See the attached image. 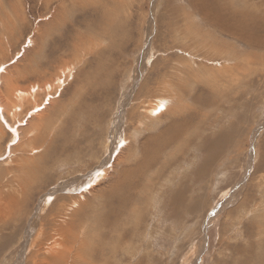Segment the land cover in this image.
Masks as SVG:
<instances>
[{
	"label": "rangeland",
	"instance_id": "obj_1",
	"mask_svg": "<svg viewBox=\"0 0 264 264\" xmlns=\"http://www.w3.org/2000/svg\"><path fill=\"white\" fill-rule=\"evenodd\" d=\"M0 157V264H264V0H0Z\"/></svg>",
	"mask_w": 264,
	"mask_h": 264
},
{
	"label": "bare ground",
	"instance_id": "obj_2",
	"mask_svg": "<svg viewBox=\"0 0 264 264\" xmlns=\"http://www.w3.org/2000/svg\"><path fill=\"white\" fill-rule=\"evenodd\" d=\"M242 18V17H241ZM231 21V20H230ZM241 22V21H240ZM243 22V21H242ZM241 28V27H240ZM243 28V27H242ZM226 60V59H225ZM42 85V84H41ZM16 90V89H15ZM35 90V89H34ZM28 91H30V90H28ZM28 91H23V90H19L18 89V91H16V94H15V98H16V100L17 101H15V104H13V105H11V111H13L14 109H16V108H18V106H19V104L20 103H23V101L25 100V98H28V97H31V95H32V92L30 93V92H28ZM10 93V92H9ZM30 95V96H29ZM1 102H3V101H1ZM158 102V101H157ZM156 102V103H157ZM154 103H155V101H154ZM17 104H18V106H17ZM35 104V103H34ZM1 106H2V104H1ZM36 107L37 108H39L38 107V105H35L34 106V109H36ZM151 108V107H150ZM157 108V106H155V108H152V109H156ZM7 109V108H6ZM9 110V109H8ZM154 111V110H153ZM12 114V113H11ZM18 122H16V124H17ZM135 132V131H134ZM13 133H16V131H14L13 130ZM135 135V134H134ZM34 139V138H33ZM31 143V142H30ZM32 147V146H31ZM33 148V147H32ZM36 148V147H35ZM35 150V149H34ZM32 159H33V157H32ZM25 162V161H24ZM23 163V162H22ZM7 180V179H6ZM9 182V181H8ZM11 182H12V180H11ZM13 183V182H12ZM18 183V182H17ZM4 186V185H3ZM3 186H2V188H3ZM5 187V186H4ZM8 187V186H7ZM22 187V186H21ZM17 188V187H16ZM259 188V187H258ZM1 189V188H0ZM5 189V188H4ZM23 189V188H22ZM22 189L20 190V188H19V190L20 191H22ZM27 189H29V188H27ZM6 190V189H5ZM8 190V189H7ZM9 191V190H8ZM261 191V190H260ZM3 192V191H2ZM13 192V191H12ZM6 193V192H5ZM21 193V192H20ZM19 193V194H20ZM23 193V192H22ZM25 193V192H24ZM256 193V192H255ZM4 194V193H3ZM2 194V195H3ZM25 194H27V192L25 193ZM258 194V193H257ZM8 196L10 195V194H7ZM17 195V194H16ZM22 196V195H21ZM1 197V196H0ZM5 197H6V195H5ZM24 197H25V195H24ZM2 198H3V196H2ZM10 198V197H9ZM22 199V198H21ZM11 200V199H10ZM2 201H3V199H2ZM12 201V200H11ZM5 202V201H4ZM3 211H4V209H3ZM3 213V212H2ZM61 218V217H60Z\"/></svg>",
	"mask_w": 264,
	"mask_h": 264
},
{
	"label": "snow or ice",
	"instance_id": "obj_3",
	"mask_svg": "<svg viewBox=\"0 0 264 264\" xmlns=\"http://www.w3.org/2000/svg\"><path fill=\"white\" fill-rule=\"evenodd\" d=\"M122 143H123V142H122ZM2 158H3V157H0V159H2ZM96 175H97V176H99V175H102V173H100V172H97V173H96ZM51 199H52V198H51V197H49V200H51Z\"/></svg>",
	"mask_w": 264,
	"mask_h": 264
},
{
	"label": "crops",
	"instance_id": "obj_4",
	"mask_svg": "<svg viewBox=\"0 0 264 264\" xmlns=\"http://www.w3.org/2000/svg\"><path fill=\"white\" fill-rule=\"evenodd\" d=\"M158 107V106H157ZM15 135V133H13Z\"/></svg>",
	"mask_w": 264,
	"mask_h": 264
}]
</instances>
